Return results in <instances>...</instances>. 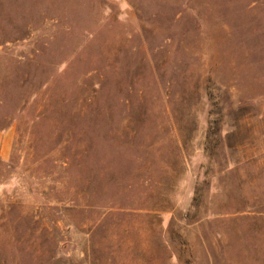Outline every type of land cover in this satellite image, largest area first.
<instances>
[{"label":"rangeland","instance_id":"obj_1","mask_svg":"<svg viewBox=\"0 0 264 264\" xmlns=\"http://www.w3.org/2000/svg\"><path fill=\"white\" fill-rule=\"evenodd\" d=\"M0 264H264V0H0Z\"/></svg>","mask_w":264,"mask_h":264}]
</instances>
